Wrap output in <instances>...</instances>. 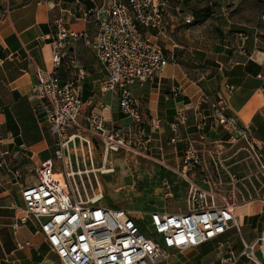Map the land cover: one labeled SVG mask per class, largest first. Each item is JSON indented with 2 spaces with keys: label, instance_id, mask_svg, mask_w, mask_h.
I'll use <instances>...</instances> for the list:
<instances>
[{
  "label": "crops",
  "instance_id": "1",
  "mask_svg": "<svg viewBox=\"0 0 264 264\" xmlns=\"http://www.w3.org/2000/svg\"><path fill=\"white\" fill-rule=\"evenodd\" d=\"M165 1L166 28L160 45L173 62L160 78L130 87L141 114V132L134 136L144 142L139 155L176 174L185 147L197 140L203 146L220 147L240 136L264 163V4L256 0H205L200 5L194 0ZM101 3L0 0V9L9 12L5 20H0V134L4 140L0 149L8 152V166L22 175L17 179L6 166H0V264L59 261L33 221L19 220L24 213L21 190L36 182L28 184L25 172L36 171L51 159L47 123L31 95L36 68L51 69L50 42L58 21L66 31L78 35L63 51L57 76L66 83L83 72L81 97L86 106L78 117L79 131L88 135L91 114L101 116L106 125L132 127L131 118L120 111L116 96L99 91L103 71L87 43L95 26L86 12ZM225 86L233 88L227 112L236 119L235 130L214 122L213 110L201 101L203 95L216 98ZM153 120L159 121L157 127H153ZM147 152L156 158H150ZM192 177L201 188L210 187L203 171ZM234 214L245 241L252 242L264 233V196L257 203L236 207ZM230 244L236 252L242 247L237 237H232ZM225 251L226 244L211 242L192 249L191 258L163 264H220ZM236 264L249 263L239 259Z\"/></svg>",
  "mask_w": 264,
  "mask_h": 264
},
{
  "label": "built area",
  "instance_id": "2",
  "mask_svg": "<svg viewBox=\"0 0 264 264\" xmlns=\"http://www.w3.org/2000/svg\"><path fill=\"white\" fill-rule=\"evenodd\" d=\"M256 1L264 4V0ZM166 4L165 0H102L99 6L86 12L95 26V33L87 43L103 71L99 91L116 96L120 111L131 118L132 127L106 125L101 116L91 114L88 135L79 131L78 117L86 106L81 97L83 72L66 83H61L57 76L63 51L78 35L66 31L61 21L56 23L50 42L51 69L35 70L31 96L47 123L53 158L42 162L35 171V184L22 188L24 213L19 220L33 221L61 264H158L167 259L169 251L184 252L211 242L218 246L226 244L220 264H236L239 259L264 264V233L252 242L245 241L234 214L235 206L187 178L190 172L204 170L191 147L182 157L180 170L189 183L184 212H150L143 219L141 212L135 210L97 205L101 195L84 199V194L71 185L74 176L82 173L79 167L86 166L88 160L92 165L94 140L101 143L104 154L119 150L137 154L143 146L142 137H134L135 132H141L142 122L140 107L130 87L160 78L168 63L173 62L160 45L166 28ZM8 13L7 9H0V20H5ZM232 91V87L225 86L216 98L209 95L201 98L213 110V121L226 130L237 128L235 117L227 112ZM158 124V120L152 121L153 127ZM172 129L176 132L177 127ZM3 142L0 134V148ZM7 155V151L0 149V166H6L17 179L22 178L19 171L8 166ZM57 163L62 164L64 186L53 178ZM258 163L264 170V163ZM205 183L209 181L206 179ZM232 237H237L242 246L239 252L230 244Z\"/></svg>",
  "mask_w": 264,
  "mask_h": 264
},
{
  "label": "rangeland",
  "instance_id": "3",
  "mask_svg": "<svg viewBox=\"0 0 264 264\" xmlns=\"http://www.w3.org/2000/svg\"><path fill=\"white\" fill-rule=\"evenodd\" d=\"M193 2L200 5L205 0ZM46 137L49 140L48 156L53 158L52 139L49 133H46ZM247 142L246 138L239 136L232 142L220 144V147L214 144L203 146L200 140L190 145L202 164L205 180L209 181L210 187L204 190L215 193L217 198H226L235 208L257 203L264 196V170ZM187 149L188 146L184 148V153ZM147 155L156 158L149 152ZM91 159L92 165L88 160L86 166L79 167L81 175H75L71 181L72 187L84 194V199H94L101 195L97 205L135 210L141 212L140 217L143 219L150 212L175 214L186 210L189 183L180 175L181 165L175 174L160 168L159 164L139 153L119 150L104 154L102 145L97 140L93 141ZM61 165L55 164L54 172H62ZM102 168L111 172L101 173ZM193 174L198 173L190 172L187 178L193 179ZM25 176L29 180L28 184L37 179L35 171L25 172ZM191 250L170 251L167 259L158 264L181 257L191 258Z\"/></svg>",
  "mask_w": 264,
  "mask_h": 264
},
{
  "label": "bare ground",
  "instance_id": "4",
  "mask_svg": "<svg viewBox=\"0 0 264 264\" xmlns=\"http://www.w3.org/2000/svg\"><path fill=\"white\" fill-rule=\"evenodd\" d=\"M100 171H101V173H108V172H111V170H108V169H100ZM55 172H53V178H54V180H56V182H58V183H60L62 186H64L65 184H66V182H65V179L63 178V176H62V174L60 173V175H55L54 174ZM61 180V181H60ZM99 197V196H98ZM97 198V197H96ZM101 198H102V196H101Z\"/></svg>",
  "mask_w": 264,
  "mask_h": 264
},
{
  "label": "trees",
  "instance_id": "5",
  "mask_svg": "<svg viewBox=\"0 0 264 264\" xmlns=\"http://www.w3.org/2000/svg\"><path fill=\"white\" fill-rule=\"evenodd\" d=\"M0 57H1V53H0Z\"/></svg>",
  "mask_w": 264,
  "mask_h": 264
}]
</instances>
